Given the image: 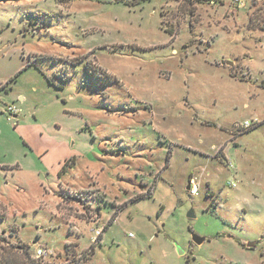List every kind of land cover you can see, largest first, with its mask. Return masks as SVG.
Listing matches in <instances>:
<instances>
[{"label":"rangeland","instance_id":"rangeland-1","mask_svg":"<svg viewBox=\"0 0 264 264\" xmlns=\"http://www.w3.org/2000/svg\"><path fill=\"white\" fill-rule=\"evenodd\" d=\"M9 76L0 264H264V0H0Z\"/></svg>","mask_w":264,"mask_h":264},{"label":"built area","instance_id":"built-area-1","mask_svg":"<svg viewBox=\"0 0 264 264\" xmlns=\"http://www.w3.org/2000/svg\"><path fill=\"white\" fill-rule=\"evenodd\" d=\"M214 1L215 0H210V3H214ZM232 4H235V5H237L239 8H241V7H243L244 6V0H232ZM3 111L5 112V114H6V116H7V119L8 120H11V119H13V118H15V117H17L18 116V114L20 113V109H17L16 107H13L12 105H7L4 109H3ZM251 126V123L249 122V121H245L244 122V128H248V127H250ZM227 165H228V167L230 168V169H232L233 168V161L229 158V159H227ZM189 185V188H188V193L191 195V196H194V195H196L197 194V192H198V184L194 181V180H191L190 181V183L188 184ZM101 233H102V230H100V229H96L95 230V239H94V241H93V243L94 242H96V240H97V237L99 236V235H101ZM48 252L49 251H47L45 248H38L37 250H36V257H38V258H42V257H46L47 256V254H48Z\"/></svg>","mask_w":264,"mask_h":264},{"label":"crops","instance_id":"crops-1","mask_svg":"<svg viewBox=\"0 0 264 264\" xmlns=\"http://www.w3.org/2000/svg\"><path fill=\"white\" fill-rule=\"evenodd\" d=\"M10 81H11V76L6 77L4 79L0 78V96H1V94H3L1 89L4 88V95L6 97L11 98V99H18L21 107H24L25 103H26V96L24 94H22V92H19L18 88L14 85V83H12ZM21 107H19V109ZM20 112H21V110H20ZM45 153H43V154H45ZM42 156L43 155H41V157Z\"/></svg>","mask_w":264,"mask_h":264},{"label":"water","instance_id":"water-1","mask_svg":"<svg viewBox=\"0 0 264 264\" xmlns=\"http://www.w3.org/2000/svg\"><path fill=\"white\" fill-rule=\"evenodd\" d=\"M222 63H223V61H222ZM226 63H227V64H230V65L232 64V62H229V61H226ZM188 188H189V185L187 186V189H188ZM188 216H189V217H193L194 215H193L192 212H190V213H188ZM204 240H205V237H204V236L198 235V234H196V233H192V241H193V242H195V243H197V244H200V243H202ZM246 246H247V247H254V246H255V243H254V242H247Z\"/></svg>","mask_w":264,"mask_h":264},{"label":"trees","instance_id":"trees-1","mask_svg":"<svg viewBox=\"0 0 264 264\" xmlns=\"http://www.w3.org/2000/svg\"><path fill=\"white\" fill-rule=\"evenodd\" d=\"M70 162L73 163V162H74V159L71 158V159H70ZM65 165H69V160H66ZM62 169H64V168H62ZM59 174H60V173H59ZM149 190H150V189H149ZM114 219H115V215H113V216L110 218L109 223L112 222ZM93 246H94V245H93ZM93 246L90 247L89 250H93ZM30 264H46V263L42 262L41 260L32 259L31 262H30Z\"/></svg>","mask_w":264,"mask_h":264}]
</instances>
